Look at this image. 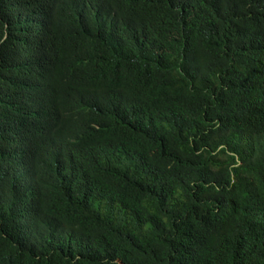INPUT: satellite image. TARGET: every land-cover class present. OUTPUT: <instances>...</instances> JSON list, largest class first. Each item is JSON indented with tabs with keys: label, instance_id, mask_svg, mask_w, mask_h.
Returning <instances> with one entry per match:
<instances>
[{
	"label": "trees",
	"instance_id": "trees-1",
	"mask_svg": "<svg viewBox=\"0 0 264 264\" xmlns=\"http://www.w3.org/2000/svg\"><path fill=\"white\" fill-rule=\"evenodd\" d=\"M0 264H264V0H0Z\"/></svg>",
	"mask_w": 264,
	"mask_h": 264
}]
</instances>
